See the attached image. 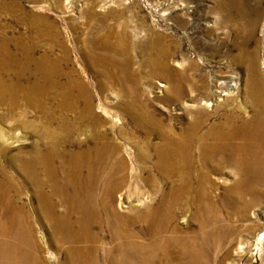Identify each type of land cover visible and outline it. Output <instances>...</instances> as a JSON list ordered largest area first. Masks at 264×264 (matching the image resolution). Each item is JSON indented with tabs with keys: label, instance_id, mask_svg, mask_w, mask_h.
Listing matches in <instances>:
<instances>
[{
	"label": "rangeland",
	"instance_id": "obj_1",
	"mask_svg": "<svg viewBox=\"0 0 264 264\" xmlns=\"http://www.w3.org/2000/svg\"><path fill=\"white\" fill-rule=\"evenodd\" d=\"M65 1L0 0V7L8 8L0 10V37L14 42L24 36L31 43L27 37L39 29L57 34L54 52L71 78L84 81L94 112L105 117L110 113L129 130L123 111L127 99L164 125L177 116L179 133L196 121L193 196L202 206L207 195L214 219L203 229L212 234L208 264H264V0ZM95 36L104 41L96 49L90 39ZM46 41L39 38L37 55ZM63 48L67 55H62ZM10 51L19 53L13 43ZM161 51L166 66L155 71L148 62H156ZM171 90L178 101L168 98ZM19 116V109L12 114L0 109V166L19 185L13 199L16 213H0L1 219L19 222V251L13 262L68 264L65 251L72 245H54L58 237L52 241L32 187L7 164L18 163L36 140V123L20 126ZM135 136L142 140V134ZM133 163L141 162L133 158ZM161 181V189L171 185ZM242 187L260 192L240 194ZM189 217L190 212L178 218L179 225ZM3 244L0 262L14 255L13 246ZM93 264L109 263L99 256Z\"/></svg>",
	"mask_w": 264,
	"mask_h": 264
},
{
	"label": "bare ground",
	"instance_id": "obj_2",
	"mask_svg": "<svg viewBox=\"0 0 264 264\" xmlns=\"http://www.w3.org/2000/svg\"><path fill=\"white\" fill-rule=\"evenodd\" d=\"M0 10L8 8L2 5ZM52 34L39 29L27 37L31 43L24 36L12 42L1 35L0 109L10 114L19 109L20 126L36 123L31 150L18 163L7 164L32 187L38 212L50 224L52 241L58 237L54 245H72L65 251L68 264H93L99 256L109 264H208L212 234L203 229L214 219L207 195L200 199L202 206L193 196L198 123L191 122L179 133L177 116L164 125L154 114L136 109L138 104L131 99L123 106L130 130L110 113L96 114L84 81L71 78L69 69L62 68L53 49L59 46L57 34ZM40 37L48 43L37 55ZM90 39L91 48L104 44L99 37ZM12 43L16 55L10 51ZM63 49L62 55L65 51L67 55ZM157 57L156 62L147 61L155 71L166 66L165 53ZM168 92V98L178 101L174 91ZM85 133L88 137L81 139ZM133 158L141 163H133ZM12 177L0 166V213H16L13 199L19 185ZM158 180L171 185L161 189ZM189 212L187 223L180 226L178 218ZM136 225L141 229H133ZM0 237V243L14 251L0 264H14L19 251V222L14 217H0ZM102 243L110 246L104 249Z\"/></svg>",
	"mask_w": 264,
	"mask_h": 264
},
{
	"label": "crops",
	"instance_id": "obj_3",
	"mask_svg": "<svg viewBox=\"0 0 264 264\" xmlns=\"http://www.w3.org/2000/svg\"><path fill=\"white\" fill-rule=\"evenodd\" d=\"M239 192H240V194H242L243 192H250L251 193V195L254 193V192H256V193H259L260 192V190H255V188H240V190H239Z\"/></svg>",
	"mask_w": 264,
	"mask_h": 264
}]
</instances>
